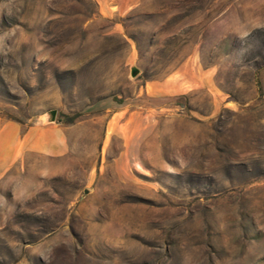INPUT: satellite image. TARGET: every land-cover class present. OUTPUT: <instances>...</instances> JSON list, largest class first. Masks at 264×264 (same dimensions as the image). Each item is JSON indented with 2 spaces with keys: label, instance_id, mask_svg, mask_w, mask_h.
I'll use <instances>...</instances> for the list:
<instances>
[{
  "label": "rangeland",
  "instance_id": "1",
  "mask_svg": "<svg viewBox=\"0 0 264 264\" xmlns=\"http://www.w3.org/2000/svg\"><path fill=\"white\" fill-rule=\"evenodd\" d=\"M258 25L264 0H0V126L65 144L0 168V264H264Z\"/></svg>",
  "mask_w": 264,
  "mask_h": 264
},
{
  "label": "crops",
  "instance_id": "2",
  "mask_svg": "<svg viewBox=\"0 0 264 264\" xmlns=\"http://www.w3.org/2000/svg\"><path fill=\"white\" fill-rule=\"evenodd\" d=\"M0 143V168L16 161L26 150L52 153L65 145L61 130L54 124L31 126L27 133L21 135L19 125L14 122L0 126Z\"/></svg>",
  "mask_w": 264,
  "mask_h": 264
},
{
  "label": "water",
  "instance_id": "3",
  "mask_svg": "<svg viewBox=\"0 0 264 264\" xmlns=\"http://www.w3.org/2000/svg\"><path fill=\"white\" fill-rule=\"evenodd\" d=\"M41 117L44 123H54L57 120V110H49L45 112Z\"/></svg>",
  "mask_w": 264,
  "mask_h": 264
},
{
  "label": "clouds",
  "instance_id": "4",
  "mask_svg": "<svg viewBox=\"0 0 264 264\" xmlns=\"http://www.w3.org/2000/svg\"><path fill=\"white\" fill-rule=\"evenodd\" d=\"M258 27H264V25H258ZM248 35H249V32L244 31V32H242L241 34H239L238 38L241 39V40H243V39H245ZM239 56H240V53L237 55V58H239ZM7 211H11V209L6 210V212H7Z\"/></svg>",
  "mask_w": 264,
  "mask_h": 264
}]
</instances>
